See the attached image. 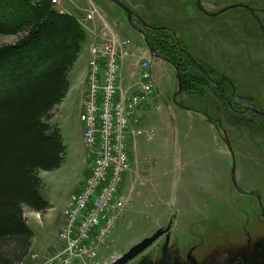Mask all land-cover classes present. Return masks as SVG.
Wrapping results in <instances>:
<instances>
[{
	"label": "rangeland",
	"instance_id": "rangeland-1",
	"mask_svg": "<svg viewBox=\"0 0 264 264\" xmlns=\"http://www.w3.org/2000/svg\"><path fill=\"white\" fill-rule=\"evenodd\" d=\"M69 1L65 0L62 8L65 2L74 3V0ZM91 1L107 11L111 6L121 11L109 0ZM148 1H135L137 10L142 13L148 9L152 14L141 16L144 22L157 29H171L189 53L193 51L192 56L196 60L207 70L227 76L236 90L231 105L227 107L220 98L226 94V99L230 94L228 88L224 85L218 88L217 84L208 81L202 87L196 80L191 81L192 77H201L195 69L189 67L186 71L192 89L181 93L178 92L176 72L171 66L161 62L166 67L161 69V78L160 67L158 64L154 66L157 85L150 67L154 82L151 100L142 113L135 114L133 126L141 131L153 129L155 135L152 140H146L143 135L135 140L129 135L127 139L131 167L124 174L122 190L130 197V203L121 212L108 236L107 248L96 262L108 264L142 239L165 231V237L158 238L127 264H158L165 240L167 257L176 256L175 262L180 256L191 254L197 264H224L233 247L244 243L242 225L253 239H261L264 235L257 225L244 222L238 207L229 205L228 208V202L222 197L227 189L225 179L230 158L221 143L225 132L232 151H235L239 177L244 181L245 171H249L252 179L245 182L250 187H258L259 182H254L253 175V170H257L264 190V120L250 113L238 116L229 109L232 105L239 109L245 106L264 109V36L258 31L256 22L259 20L261 25L264 24V0L200 2L209 13H217L230 5H244L254 10V16L241 6L207 16L198 9L195 0L187 4V0H160L154 9L148 7ZM110 17L116 22L122 37L129 39L132 45L144 46L136 31L123 28V21L129 25L126 16H121L122 22L117 20V16ZM16 40L17 37L12 35L0 36V46L13 44ZM180 63L185 64L183 59ZM125 73L126 68L123 67L122 85L128 82ZM218 77L214 76V80L217 81ZM156 91L159 95L154 97ZM80 95L79 89L74 90L73 97L64 98L48 119L61 131H65V125H68V140L75 138ZM215 118L221 126L220 131L214 127ZM65 145L61 169L39 172L40 192L49 208L34 218V210L23 208V216L33 231V238L22 264H40L61 248L58 231L62 209L82 187L84 166L89 165L88 153L79 144L75 146L77 148H70L66 139ZM212 189H215V201L209 197ZM238 202L244 213H249L250 208L245 207L246 200L239 198ZM74 261L82 264L80 259Z\"/></svg>",
	"mask_w": 264,
	"mask_h": 264
},
{
	"label": "trees",
	"instance_id": "trees-1",
	"mask_svg": "<svg viewBox=\"0 0 264 264\" xmlns=\"http://www.w3.org/2000/svg\"><path fill=\"white\" fill-rule=\"evenodd\" d=\"M256 22L262 34L264 24L261 28ZM167 30L145 36L151 35L160 56L174 60L182 91H190L186 71L192 62L186 57L184 65L175 61L170 46L177 50L176 40ZM5 35L17 40L0 46V264H18L33 238L23 208L38 213L49 208L40 192L39 172L57 170L64 160L61 133L48 119L69 90V73L86 34L74 16L57 12L50 0H0V36ZM200 75L191 81L203 87L207 80ZM224 86L232 91L228 83Z\"/></svg>",
	"mask_w": 264,
	"mask_h": 264
},
{
	"label": "built area",
	"instance_id": "built-area-1",
	"mask_svg": "<svg viewBox=\"0 0 264 264\" xmlns=\"http://www.w3.org/2000/svg\"><path fill=\"white\" fill-rule=\"evenodd\" d=\"M65 0H50L63 13ZM98 25H95V23ZM85 31L96 39L89 44L86 92L79 116L81 145L88 153V175L68 202L58 234L61 248L40 264H99L107 239L130 197L122 190L131 161L127 139L143 135L152 140L153 129L137 130L134 116L146 109L153 92L150 60L132 42L108 25L106 16L90 3L82 20ZM129 60H133L132 62ZM128 82L122 85V68Z\"/></svg>",
	"mask_w": 264,
	"mask_h": 264
},
{
	"label": "flooded vegetation",
	"instance_id": "flooded-vegetation-1",
	"mask_svg": "<svg viewBox=\"0 0 264 264\" xmlns=\"http://www.w3.org/2000/svg\"><path fill=\"white\" fill-rule=\"evenodd\" d=\"M252 16H254V14H252ZM256 20H257V18H256ZM257 21L259 22V20H257ZM132 22H133V24H132L133 26L131 27L132 30L136 31L141 36L143 43H144L143 36L138 31L141 30L145 34L147 31H156V29H157L156 26H154V25L143 26L136 18L133 19ZM140 26H141V28H140ZM167 31H170V33L172 34V38L176 40V45H177L178 49L174 50V48H172V46H170L171 49L173 51H175V53H174L175 61L177 62V61H180L181 59L184 60L185 57L188 58L189 60L194 59L195 62L194 63L192 62L191 63L192 66H189V67L195 69L197 72L204 75L208 82H212L213 84H217L216 86L218 88L223 87L224 83H228V85L231 87L232 91L226 97V99H227L228 105H231L230 101L232 100V98L235 94L236 88H235L234 84L229 80V78L227 76L219 74V75H217V76H219L218 80L217 81L214 80V76L208 74V71L207 70L205 71V68L202 65V63L200 61L196 60V58H194L192 56L193 51H191L189 53L186 46L185 45L182 46L181 42L179 41V38L174 36L172 30L168 29ZM262 34H264V31H262ZM148 35H149L148 39L147 38L146 39H147V43L149 44V47L147 48L145 45H144V47L146 48V52L152 57V58L150 57V67H152L153 61H155V60L160 61L161 60V62L168 64L174 70H175V68L177 69V67L174 66V63H173L174 60L173 59L160 56L159 51L151 43V42H153L151 35L150 34H148ZM150 49L154 50L153 53L150 51ZM187 53H189L191 55L190 58L187 56ZM175 72L177 75L178 71L175 70ZM181 93H182V91H181ZM225 96H226V94H223L222 99H224ZM248 99H250V98H248ZM229 109L233 113H235V115H238V116H243L246 113H250V114L256 116L257 118L264 120V109L263 108L257 109V108L245 106L244 108H241V109L232 108V107ZM216 120H215L214 127L216 129H218V131H220L221 126L219 123H217L218 119H216ZM221 143L223 144V146L226 150V154L230 158L228 175H227V178L225 179L227 189H226V191H224L222 197H223V199H225L228 202V208H229V205H231L232 208L238 207L239 212L240 211L242 212V218L244 219L245 223H247V224L251 223V224L257 225L258 228L261 230V233L264 234V190L261 188L262 187V181L260 179H258V177H257V176H259V174H257V170H255V169L253 170V171H255V173H253L254 182L255 183L259 182V186L257 187L255 185L254 187H250V184H247L245 181H248V180L250 181V178L252 179V177H250L249 171H245V174H244L245 176L243 177V178H245L244 181L241 177H239L238 165H237L238 161H237V158L235 156V151H232L233 149L231 148V143L227 139V137L225 136V132H223V135L221 137ZM259 173H260V170H259ZM260 174H262V173H260ZM213 186H215L214 187L215 189L217 188L215 183H213ZM215 189H212L213 193L209 196L213 200H214ZM239 198L242 200H246L247 203L245 204V207L248 206L250 208L249 213H244L243 208L240 207V203L238 202ZM235 200L237 202H235ZM210 204L214 205V203L211 201H210ZM215 206L217 207V204ZM234 206H236V207H234ZM243 213H244V215H243ZM241 234L243 236L244 243H242V242L238 243L233 247L231 255H228L224 259L225 260L224 264H264V235L261 239L260 238H254L253 239L252 234L248 230L245 229L244 225H242V227H241ZM163 236L165 237L166 234L162 235L161 237H163ZM165 244H166V240L164 242V247L162 249L161 257H160L158 264H197V261L193 257H191V254L188 256H185V257L180 256L179 260L177 262H175L176 256L170 255L169 257H167L168 247L165 250ZM232 255H234V256H232Z\"/></svg>",
	"mask_w": 264,
	"mask_h": 264
},
{
	"label": "crops",
	"instance_id": "crops-1",
	"mask_svg": "<svg viewBox=\"0 0 264 264\" xmlns=\"http://www.w3.org/2000/svg\"><path fill=\"white\" fill-rule=\"evenodd\" d=\"M66 1H69V0H66ZM120 1L124 2L128 7H130L135 12L137 11L136 13H138L140 16H145V15L151 16L152 15V14H149V10L148 9H147V12L143 11L142 13L139 10H137L138 6L135 5L136 4V2H135L136 0H120ZM188 1L190 2V0H187L186 4H187ZM69 2H65L64 3L63 13H66V14H69L71 16H74L79 21V23L81 25H82V20H83V18L85 16V10H87L89 8L90 3H92L94 6H96L101 11L102 14H104L106 16L108 25L112 26L113 30L119 36H121L119 31H118V28L116 26V22L110 16H117V20L122 22L121 16H126L123 12L118 11L117 9L113 8L112 6H111V9L109 11H107L106 9H103L99 5H97L94 2H92L91 0H87V2L85 0H74V3H69ZM150 2H151V4H149ZM157 2H160V0H149L147 2V5H148V7L150 9H152V8L154 9V6L156 7V3ZM82 9H84L83 13H82ZM122 24H123V28H125V27L127 28L128 27L130 30H132L129 27V25L125 24L124 21L122 22ZM95 25H98V23L96 22ZM82 27H83V25H82ZM85 34H86V39H85V42L82 45L81 52H80V54H79V56H78V58H77V60H76V62L74 64L72 70L69 73V77H68L69 78V90H68V92H67V94L65 96V99L69 98V97H73V91L76 90V89H79L80 92H81V95L79 97V104H78V106H79V115H78V119L76 121V125L74 126V131H75L74 140H68V137H67V135L69 133L68 132V129H69L68 125H65V129H66L65 131H61V129L59 128L61 136H62V139H63L64 146H65V152H66V145H65L66 139H67V143L71 145L70 148H74L77 144H79L82 147V145H81L82 128H81V123L79 121V116H80V113H81V110H82L83 96H84V94L86 92L85 80H86V74H87V66H88V62H89L90 57H91L90 53H89V50H88V47H89V44L92 42V38H93V40L96 39V36L89 35L86 31H85ZM123 38H126V37H123ZM140 39H142L141 36H140ZM133 46L134 47H138L140 49L141 55L143 57H145V58H148L150 60L151 56L146 52V48L144 46H138V45H136V46L133 45ZM129 61L132 62L133 60H129ZM156 61L152 62L151 70L153 72V76H155V82H156V85H157L158 84V80H157L156 74L154 73V66L156 64H158V66L160 67L159 68L160 69V75H159L160 78H161V73H162L161 69H165L166 67H163L164 63L162 62L163 63L162 64L161 60L160 61L156 60ZM156 94L157 95H155L154 97H157L159 95V92L156 91ZM141 113H142V111H141ZM141 113H140V116H142ZM69 135H70V133H69ZM131 139L135 140L136 138H131ZM75 148H77V147H75ZM59 169H61V167ZM84 171H85V176H84V179H85L86 176H87V173H88V166L86 168L84 166ZM83 182H84V180H83ZM80 189H78L77 193L80 191ZM74 195H76V193ZM72 197H70L66 201V203H65V205H64V207L62 209L60 225L63 222L64 215H65L66 210H67V204L71 200ZM39 215H40V213H36V212L32 213L33 218L34 217H38ZM55 251L51 254L52 256H54L57 253V252L55 253Z\"/></svg>",
	"mask_w": 264,
	"mask_h": 264
},
{
	"label": "water",
	"instance_id": "water-1",
	"mask_svg": "<svg viewBox=\"0 0 264 264\" xmlns=\"http://www.w3.org/2000/svg\"><path fill=\"white\" fill-rule=\"evenodd\" d=\"M110 2L115 5L116 7H118L119 9H121L124 14L126 15V19L128 24L132 27L133 25V19H137L143 26H148L140 17V15L138 13H136L134 10H132L130 7L126 6L123 2H121L120 0H110ZM200 0L196 1L197 7L198 9L203 12L205 15L207 16H215L216 14L220 13L221 11H224L228 8H237L239 6H241L242 8L246 9L250 14H254V10L252 8H249L248 6H244V5H230L228 7L223 8L222 10H220L217 13H209L206 10H204L200 4ZM260 24V23H259ZM260 27L262 28L263 26L260 24ZM153 28V27H152ZM164 30V29H163ZM139 33H141V35L143 36V41L145 43V46L148 48L149 44L147 43V39L145 37V34L140 30L138 31ZM150 51L153 53L154 50L150 49ZM187 56L190 58L191 55L189 53H187ZM191 62H195L194 59H191ZM175 70H177L175 68ZM176 79L178 82V92L182 91V85H181V76L179 73H177L176 75ZM230 104V103H229ZM165 234V231H161V232H156L154 233L152 236L150 237H146L144 239H142L140 242H138L137 244H135L134 246H132L126 253H124L123 255H120L118 257H116L113 261H111V263L109 264H127L129 261H131L133 258L137 257L139 254H141L142 252H144L147 248H149L158 238H160L162 235ZM167 249V242L165 244V250ZM164 250V251H165Z\"/></svg>",
	"mask_w": 264,
	"mask_h": 264
},
{
	"label": "bare ground",
	"instance_id": "bare-ground-1",
	"mask_svg": "<svg viewBox=\"0 0 264 264\" xmlns=\"http://www.w3.org/2000/svg\"><path fill=\"white\" fill-rule=\"evenodd\" d=\"M61 227V226H60ZM59 231H60V228H59ZM59 231H58V234H59ZM59 238V237H58ZM75 259H79V258H75ZM113 261V260H112ZM111 263V262H110ZM18 264H22V263H18ZM109 264V263H108Z\"/></svg>",
	"mask_w": 264,
	"mask_h": 264
}]
</instances>
